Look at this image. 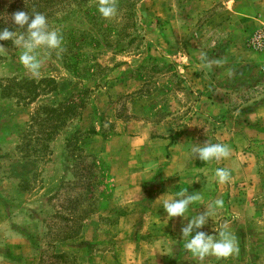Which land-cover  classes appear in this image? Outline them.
<instances>
[{"label":"rangeland","instance_id":"obj_1","mask_svg":"<svg viewBox=\"0 0 264 264\" xmlns=\"http://www.w3.org/2000/svg\"><path fill=\"white\" fill-rule=\"evenodd\" d=\"M3 1L0 30L23 32L13 24V13H40L49 29L61 35L62 44L40 51V74L33 75L19 62L21 50L0 41L5 48L0 50V264H264V134L249 131L244 140L230 134V184L214 177L215 169H226L227 159L205 163L191 154L207 168L204 183L196 185L202 199L190 206L189 215L211 213L193 236L197 231L230 233L239 251L226 259H195L183 249L178 240L188 220L167 221L157 198H142L141 182L152 187L163 179L155 167L151 175H133L143 157L127 151L129 141L114 142L113 154L93 155L84 149L94 134L103 138L98 142L102 146L117 129L111 123L114 112L127 117L136 106L151 103L143 104V98L157 102L148 115L151 122L164 119L158 106L170 92L161 91L158 82L162 76L177 86L184 81L172 69L179 50L195 51V58L203 56L217 68L229 65L217 76L230 81L232 96L226 106L230 118H222L218 107L214 119L198 117L190 124V119L174 118L176 134L181 129L196 132L189 136L202 146L228 138L222 125L231 133L253 127L257 120L237 119L232 112L243 105L236 94L264 79L249 69L264 65V51L250 46L264 25L246 34L242 52L232 55L226 53L228 42L205 27L208 18H175L186 0H114L116 12L110 18L99 13L100 0H14L15 7L2 13ZM165 7L168 18H163ZM232 43L239 46L237 40ZM24 81L38 89L33 101L18 87ZM43 108L61 111L60 117L50 118L48 125L31 123ZM254 157L263 159L255 188L254 179L238 175L237 168L254 164ZM169 189L176 193L183 187ZM216 200L222 206L209 208ZM158 224L165 229H157Z\"/></svg>","mask_w":264,"mask_h":264},{"label":"crops","instance_id":"obj_2","mask_svg":"<svg viewBox=\"0 0 264 264\" xmlns=\"http://www.w3.org/2000/svg\"><path fill=\"white\" fill-rule=\"evenodd\" d=\"M166 7L162 12L163 18L169 16V10H166ZM181 7V15L175 11V18H187L188 15L190 18H208L205 27L211 31L214 30L213 33L216 37L225 40V44L228 42L225 45L226 53L232 55H239L242 52L240 45L245 40L246 34H250L256 28L264 25V0H186ZM234 40H237L238 47L232 43ZM195 54V51L188 53L180 50L173 54L176 64H173L172 69L178 73L179 78L184 79L182 83L179 82V86L174 84L168 76H162L158 82L161 91L165 89L166 93L170 92L168 95L165 94L167 99L164 102H159L161 105L158 107L161 108L164 116L162 121L159 123L151 122L152 119L148 118V115L151 114L153 104L157 102L152 103L154 97L143 98V104L148 101L151 103L147 106H136L137 108H133L131 114L126 113L128 118L114 112L111 123L112 121L116 122L115 127L117 129L110 139L102 140L104 142L102 146H99L98 142L103 138H98V135L94 133L93 137L86 141L88 144L84 149L93 155L113 154L116 152L115 146H113L114 142L129 141L127 151L135 155L139 152L143 157L139 171H134L133 175H151L152 172H160L163 180L159 185H156L155 182V185L149 187L147 182H141L142 198L150 200L159 199L163 194L165 196L174 195V192L169 189V187L174 186H182L191 195V191L196 192V189H199L196 187L197 183H204L203 171L207 166L203 167V162L200 163L195 156L191 157V148L195 146L193 141L196 139L194 140L189 135L196 134V132L189 133L186 132L187 130L181 129L176 134L172 126L174 118L190 119V124H192V120H197L198 117L207 120L214 119L217 117L214 112L215 107L222 110V118H230L231 116L226 107L230 102V96H232L229 90L230 81L226 78L218 80L219 76H217L219 72H227V68H230L229 65L225 66V64L221 68H217L212 62L206 61L203 56L200 59L195 58ZM246 65L247 63H243L240 67L245 68ZM251 68L259 72L260 76L264 75V65L249 67V69ZM236 95L243 105L237 111L232 112L234 114L232 117L242 120H257L258 123L255 121L254 126L249 128L237 127L232 133L230 129L226 131L222 125L225 134L228 136V138H223L222 144L228 147H232L230 134H235L242 140L249 131H253L255 136L264 134V128L261 126V121L264 120V79L250 83L245 89L243 88V94ZM251 103L255 104L248 107ZM173 137H176L175 140ZM226 161L225 167L229 169V158ZM253 162L254 164L251 162L252 165L242 164L237 168L238 175L254 179L253 187L255 188L256 170L263 159L254 157ZM133 164L136 162L133 161ZM153 167H155V171H153ZM229 181L227 182L230 184ZM200 186L206 188L204 184ZM149 207L152 209V205ZM159 225L156 226L157 229H165L164 226Z\"/></svg>","mask_w":264,"mask_h":264},{"label":"clouds","instance_id":"obj_3","mask_svg":"<svg viewBox=\"0 0 264 264\" xmlns=\"http://www.w3.org/2000/svg\"><path fill=\"white\" fill-rule=\"evenodd\" d=\"M98 11L104 18H110L115 15L116 7L114 0H100ZM12 22L23 29V32H17L3 28L0 30V41H11L16 49H20V64L33 75L40 74L41 61L38 58L40 51L57 50L62 44V37L57 30H50L45 15L36 13L29 15L24 11H17L12 15ZM0 44V50H4ZM193 154H197L199 160L203 162L217 161L227 159L230 155V149L227 145L205 143L202 146L195 145L191 148ZM214 177L218 183H225L230 180V172L225 168H217L214 171ZM163 197V199H161ZM199 192L188 194L187 189L167 195H161L157 202L162 203L163 210L167 213V221L180 217L182 221L188 220L186 226L180 230L179 242L182 247L195 259H204L208 256L216 258H228L236 254L239 249L235 238L226 231H219L217 235H206L197 231L193 236V231L201 229L206 218L211 216L207 211L204 215H189L190 206L201 201ZM222 200H216L208 205L209 208H218L222 206Z\"/></svg>","mask_w":264,"mask_h":264},{"label":"trees","instance_id":"obj_4","mask_svg":"<svg viewBox=\"0 0 264 264\" xmlns=\"http://www.w3.org/2000/svg\"><path fill=\"white\" fill-rule=\"evenodd\" d=\"M2 4H3L2 6H6V7H3L4 9H2L1 12L7 13L10 10H12L15 7L14 4H17V3L14 0H4ZM15 27L16 26H12L11 29H13ZM14 86L17 87V84ZM18 87L20 89L26 90L27 91L26 95H31L30 98H28L29 102L33 101L37 97V90L38 89L36 90V86L33 83H29L27 81H24V82L19 83ZM40 112H41V114L38 113L37 115H35V117L31 118V120H30L31 123L35 122V123H38L40 125H46V124L48 125L49 121L51 119H54V118L58 119L60 117V114H61V111L58 112V110H53V109H48V108H43L40 110ZM41 116H43V119H40ZM53 127H55V126H53ZM52 128H51V130H53ZM46 135L49 137L51 135V132L48 131Z\"/></svg>","mask_w":264,"mask_h":264},{"label":"built area","instance_id":"obj_5","mask_svg":"<svg viewBox=\"0 0 264 264\" xmlns=\"http://www.w3.org/2000/svg\"><path fill=\"white\" fill-rule=\"evenodd\" d=\"M250 44L255 49L264 51V32H259V34L255 35Z\"/></svg>","mask_w":264,"mask_h":264}]
</instances>
